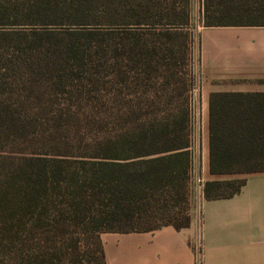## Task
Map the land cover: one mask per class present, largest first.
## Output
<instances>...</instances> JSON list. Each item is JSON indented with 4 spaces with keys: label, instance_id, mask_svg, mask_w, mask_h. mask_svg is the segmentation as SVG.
Masks as SVG:
<instances>
[{
    "label": "trees",
    "instance_id": "trees-1",
    "mask_svg": "<svg viewBox=\"0 0 264 264\" xmlns=\"http://www.w3.org/2000/svg\"><path fill=\"white\" fill-rule=\"evenodd\" d=\"M200 5L201 28L264 27V0ZM190 22V0H0V264H106L101 234L190 226ZM233 97L209 96L208 173L234 178L205 201L264 173V115Z\"/></svg>",
    "mask_w": 264,
    "mask_h": 264
},
{
    "label": "crops",
    "instance_id": "crops-1",
    "mask_svg": "<svg viewBox=\"0 0 264 264\" xmlns=\"http://www.w3.org/2000/svg\"><path fill=\"white\" fill-rule=\"evenodd\" d=\"M197 44L204 184L234 178L208 173L210 94H234L228 101L235 109L264 115V27H199ZM242 178L245 185L232 198H195L187 229L101 234L106 264H264V173Z\"/></svg>",
    "mask_w": 264,
    "mask_h": 264
},
{
    "label": "rangeland",
    "instance_id": "rangeland-1",
    "mask_svg": "<svg viewBox=\"0 0 264 264\" xmlns=\"http://www.w3.org/2000/svg\"><path fill=\"white\" fill-rule=\"evenodd\" d=\"M200 0H190V15L191 22L189 26L188 32L190 33L191 40L189 44L190 51V64L192 68L193 75L195 76L196 82L194 89L190 96V105H189V118H190V138H191V154H192V164L190 171V186L192 187V191L194 190V194L192 199L195 201L199 196L201 185L203 186V178L201 172V152H202V144L205 138V119L201 117V109L199 104V96H200V84L201 78L199 74V69L197 66V32L200 27ZM67 26H49L43 27L47 28L51 31H58V29L66 28ZM36 28L38 30L42 27L37 26H19V27H1V30L11 31V30H30ZM108 110H112L113 107L106 106ZM113 112H100L99 115L101 118L96 121L93 120V123H90L87 127L88 132L95 133V135H102L105 132H114L116 130L115 122L112 120V117H115ZM237 178H242V176H238ZM201 182V183H200Z\"/></svg>",
    "mask_w": 264,
    "mask_h": 264
},
{
    "label": "built area",
    "instance_id": "built-area-1",
    "mask_svg": "<svg viewBox=\"0 0 264 264\" xmlns=\"http://www.w3.org/2000/svg\"><path fill=\"white\" fill-rule=\"evenodd\" d=\"M201 183V182H200ZM192 194H194V190L192 191ZM201 194H202V185H201V189H200V193H199V196L198 197H200L201 196ZM197 197V198H198ZM195 198H196V196H195ZM196 200V199H195ZM194 201V200H193ZM197 264H201V261H200V259L197 261Z\"/></svg>",
    "mask_w": 264,
    "mask_h": 264
}]
</instances>
